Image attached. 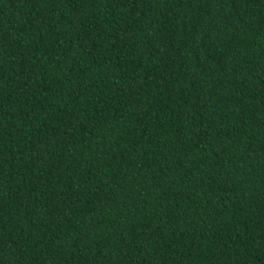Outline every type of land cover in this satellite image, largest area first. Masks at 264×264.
I'll return each mask as SVG.
<instances>
[{"label": "trees", "instance_id": "16d2710c", "mask_svg": "<svg viewBox=\"0 0 264 264\" xmlns=\"http://www.w3.org/2000/svg\"><path fill=\"white\" fill-rule=\"evenodd\" d=\"M0 264H264V0H0Z\"/></svg>", "mask_w": 264, "mask_h": 264}]
</instances>
